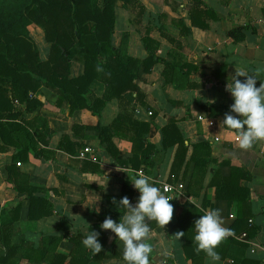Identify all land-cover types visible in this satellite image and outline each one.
<instances>
[{"label": "crops", "instance_id": "1", "mask_svg": "<svg viewBox=\"0 0 264 264\" xmlns=\"http://www.w3.org/2000/svg\"><path fill=\"white\" fill-rule=\"evenodd\" d=\"M205 7L210 11H204ZM113 13L112 45L122 43L124 53L142 59L147 55L142 36L152 40L154 61L147 71L138 69L144 79L138 82L143 103L134 100L133 90H127L120 100L114 96L104 99L98 113L86 107L69 109V101L42 82L29 91V98L37 102L28 107L17 102L18 115L9 119L18 124L10 131L17 147L0 149V223L9 220L10 207L18 204L9 237L10 242L19 243L17 264H49L46 258L39 259L43 235L57 237L48 252L68 254L69 236L78 234L83 241L90 230L104 234L105 253L122 252L123 242L110 230L101 229L104 220L96 219L94 213L109 209L105 196L121 194L122 185L129 189V200L135 205L139 192L131 181L141 173L160 189L162 183H169L170 198L174 197L169 201L174 206L173 219L165 228L148 222L151 264H192L184 256L183 237L179 241L172 237L179 231L178 217L192 203L198 209L196 219L219 209L224 227L230 228L237 214L236 201L215 197L216 187L210 181L215 173L217 178L227 176L231 167L237 168V184L248 191L245 227L253 233L237 229L232 237L245 245L223 242L216 249L219 261L202 253L194 264H264V141L242 150L235 131L221 126L233 103L225 86L235 71L253 75L256 87L264 83V0H114ZM30 24L36 26L33 38ZM27 28L39 57L45 59L49 43L41 28L33 22ZM230 29L234 33L229 34ZM68 55V76L80 74L83 65L78 54L70 50ZM103 91L104 83L94 78L86 95L100 97ZM123 107L126 119L112 127ZM169 118L186 146L176 160L177 143L162 145L161 128ZM134 121L147 123L142 145L149 142L154 149L146 155H132L127 136L133 133ZM97 124L110 125L115 151H107L93 128ZM85 144L91 146L95 159L77 155ZM192 144H198L193 157L203 162L201 173L193 174ZM187 187L190 194L185 193ZM28 192L40 203L34 215L42 211L33 218L27 214ZM126 211L118 212L119 220ZM192 230L196 235L194 224ZM94 264L126 262L123 257L106 255Z\"/></svg>", "mask_w": 264, "mask_h": 264}, {"label": "trees", "instance_id": "2", "mask_svg": "<svg viewBox=\"0 0 264 264\" xmlns=\"http://www.w3.org/2000/svg\"><path fill=\"white\" fill-rule=\"evenodd\" d=\"M113 1L0 0V149L4 148V145L17 147L10 137V131L18 124L9 119L18 115L17 102H23L28 107L30 102L36 101L29 98V91L36 90L40 82L56 91L58 96L66 98L69 101V109L86 107L98 113L104 99L114 96L120 100L122 93L127 90H133L134 100L143 103V92L138 82H143L144 79L139 76L138 69L141 66L142 70L147 71L154 61V48L149 45L152 40L148 36H142L143 45L147 50V55L142 59L124 53L122 43L117 46L112 45L110 35L114 21ZM203 9L210 11L207 7ZM30 22L41 28L44 40L49 43L45 59L39 57L38 50L29 35L27 25ZM228 32L229 34L234 33L233 29ZM70 50L78 54L83 65L82 72L75 76H68V51ZM94 78L104 83V91L100 97L86 95L87 85ZM125 111L126 108L123 107L114 117L111 122L112 127L116 126L118 121L126 119ZM93 128L97 130L100 140L105 142L107 151H115L109 136L110 125L97 124ZM131 128L133 133L127 137L131 141L134 157L137 153L146 155L150 149H154V145L149 142L142 145L147 123L134 121ZM161 133L163 146L177 143L175 160L184 154L186 146L172 118H169L161 128ZM197 145L192 144V152L189 156L193 160V174L204 170L203 162L193 157V148ZM235 169L237 168L231 167L227 176L218 177L219 181L218 174L215 173L210 183L215 184V197L232 198L236 201L237 214L230 228L236 231L243 227L247 229L248 234H252L253 229L249 231L245 227V219L249 215L248 191L237 184ZM129 193V189L122 185L121 194L106 195L105 199L109 209L95 212L96 219L104 220L110 217L118 222L120 217L118 212L125 209L121 205L119 207L118 203L124 196L129 198ZM185 193L190 194L188 187ZM27 195L29 197L27 214L33 218L42 212L39 211L35 215L33 213L40 203L38 198L30 192ZM17 208L18 204L12 205L8 212L9 220L0 223V242L3 245L0 249V264H17L19 259L18 254H15L19 243L10 242L9 239L10 234L14 232L11 221L16 217ZM197 215L198 209L192 203H188L185 211L179 215L177 220L179 231L184 232V256L190 259L192 264L196 263V258L204 253L195 251L197 245L192 226ZM69 239L72 245L68 254H61L48 252L53 250L52 246L57 237L43 235L40 241L41 257L39 259L46 258L49 264H94L106 255L123 257L124 250L122 252L112 251L110 254L104 252L103 233L99 235L102 251L95 256L84 247L78 234L69 236ZM224 242L245 245L244 242L232 236ZM28 259L38 260V258L30 257Z\"/></svg>", "mask_w": 264, "mask_h": 264}, {"label": "clouds", "instance_id": "3", "mask_svg": "<svg viewBox=\"0 0 264 264\" xmlns=\"http://www.w3.org/2000/svg\"><path fill=\"white\" fill-rule=\"evenodd\" d=\"M238 77L245 79L241 81ZM256 81L253 75L235 71L231 82L228 81L225 86L233 103L230 105V112L225 113L221 126L235 131L242 150L252 148L257 141H264V83L256 87ZM131 183L139 192L138 202L133 205L127 196L122 197L119 204L127 210L126 213L119 222L106 217L100 228L110 230L123 242V260L126 264H151L153 246L147 242L151 232L148 222L155 221L159 227L165 228L173 219L174 206L169 201L174 197L166 196L159 187L154 186L152 178L143 173L133 177ZM194 226L197 245L195 251H202L212 261H219L220 255L216 249L234 235L231 228L224 227L220 210H208L194 221ZM183 236V231L172 235L177 241ZM98 237V232L90 230L82 241L94 256L102 251Z\"/></svg>", "mask_w": 264, "mask_h": 264}, {"label": "built area", "instance_id": "4", "mask_svg": "<svg viewBox=\"0 0 264 264\" xmlns=\"http://www.w3.org/2000/svg\"><path fill=\"white\" fill-rule=\"evenodd\" d=\"M198 117H200V115H198ZM211 121V120H209ZM237 138V137H236ZM77 155L79 157H89L91 159H95L94 154L92 153V149L91 146L88 144L82 145L79 147V149L77 150ZM19 162L17 161L16 164H18ZM161 189L163 191V193L168 196L169 198L171 197V192H172V186L169 183H162L161 184Z\"/></svg>", "mask_w": 264, "mask_h": 264}, {"label": "rangeland", "instance_id": "5", "mask_svg": "<svg viewBox=\"0 0 264 264\" xmlns=\"http://www.w3.org/2000/svg\"><path fill=\"white\" fill-rule=\"evenodd\" d=\"M30 23H31V22H30ZM34 26H35V25H32V24H30V25L28 26V28L32 30V38H33L34 33H35L34 30H35V27H36V26H35V27H34ZM35 37H36V36H35ZM35 37H34V38H35ZM36 38H38V36H37ZM32 40H33V39H32Z\"/></svg>", "mask_w": 264, "mask_h": 264}]
</instances>
